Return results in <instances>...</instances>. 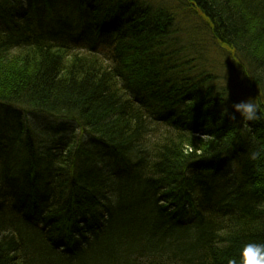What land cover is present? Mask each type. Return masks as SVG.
Masks as SVG:
<instances>
[{"label":"trees","instance_id":"trees-1","mask_svg":"<svg viewBox=\"0 0 264 264\" xmlns=\"http://www.w3.org/2000/svg\"><path fill=\"white\" fill-rule=\"evenodd\" d=\"M249 97L264 0H0V264L239 261L264 242Z\"/></svg>","mask_w":264,"mask_h":264},{"label":"clouds","instance_id":"clouds-1","mask_svg":"<svg viewBox=\"0 0 264 264\" xmlns=\"http://www.w3.org/2000/svg\"><path fill=\"white\" fill-rule=\"evenodd\" d=\"M230 118L235 120L237 115L245 122V127H250L249 122L264 120V111L261 105L254 98L239 100L232 104ZM228 114V110L225 109ZM260 153L254 151L250 158L256 160ZM228 264H264V242H248L243 245L239 253V261L236 258L230 259Z\"/></svg>","mask_w":264,"mask_h":264}]
</instances>
